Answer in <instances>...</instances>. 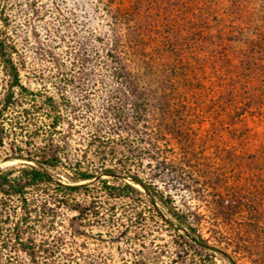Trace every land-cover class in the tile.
I'll list each match as a JSON object with an SVG mask.
<instances>
[{
  "label": "trees",
  "instance_id": "16d2710c",
  "mask_svg": "<svg viewBox=\"0 0 264 264\" xmlns=\"http://www.w3.org/2000/svg\"><path fill=\"white\" fill-rule=\"evenodd\" d=\"M8 1L0 0V72L7 79L0 96V151L11 140L0 159L21 163L0 167V264H209L229 257L204 236L201 216L177 205L175 195L190 186L181 184L182 173L167 162L169 133L148 132L146 100L154 97L134 67L145 53L144 39L159 37L145 63L164 68L169 90L158 101L170 119L167 125L193 127L201 143L216 138L215 123L200 130V114L192 116L198 108L218 103L232 116V108L243 105L242 92L250 105L264 106V58L251 41L264 40V0H176L199 18L187 25L181 24L179 10L166 9L161 0H150L147 13L139 0H108L109 26L93 40L91 56L83 54L88 42L74 40L67 64L37 42L41 61L53 68L48 75L42 69L39 78H49L56 94L24 84L29 66L10 30ZM161 19L164 33L158 30ZM203 40H214L211 51L197 49ZM104 72L117 86L103 121L90 123L82 148L71 154L72 120L92 112L91 95L108 84ZM72 90L81 102L71 98ZM12 110L18 111L14 121L7 118ZM192 133L184 134L185 140ZM161 143L164 155L158 157ZM233 149L226 162L231 169ZM228 205L231 215L234 206ZM166 232L171 240L161 238ZM154 233L159 236L153 238Z\"/></svg>",
  "mask_w": 264,
  "mask_h": 264
},
{
  "label": "rangeland",
  "instance_id": "374dc122",
  "mask_svg": "<svg viewBox=\"0 0 264 264\" xmlns=\"http://www.w3.org/2000/svg\"><path fill=\"white\" fill-rule=\"evenodd\" d=\"M107 1L9 0L7 13L11 17L10 30L16 38L15 42L20 53L29 66V69L23 72L24 84L33 90L56 94L54 83L49 78L45 81L39 78L42 69L48 75L49 72L53 73V68L47 60L41 61L36 51L37 42L51 48L53 54L67 64H69L68 52H75L74 47L72 48L75 45L74 40L88 42L87 50H83V54L91 56L93 40L97 35L104 34L109 26V17L105 8ZM139 1L138 6L144 13L151 10L150 0ZM153 1L158 2V0ZM160 2L165 5L166 9L179 10L176 14L181 24L187 25L185 21L190 20L191 22L194 17L196 19V12L182 10V7L177 6L176 0H161ZM216 13L219 14L220 11L217 10ZM163 24L161 19L158 23L161 26L158 29L161 33L166 30ZM213 25L215 26V18H213ZM33 30L37 32L39 40L34 39ZM157 40H160L157 36L144 39L145 53L138 58L134 73L141 77V86L149 89L151 95L156 98L147 97L146 100V107L149 110L148 117L151 122V130L148 132L156 130L159 133L160 131L169 133L168 137L172 138V151L166 155L167 162L179 174L182 173L181 184L190 186L189 189H184L182 193L175 195L176 203L201 216V229L204 236L211 244L229 254V257H218L209 264H233V261L238 264H264V106L250 105L246 101L248 95L242 92L240 97L244 99L243 105L239 109L232 108V116L223 113L218 103L198 108L196 112L190 111V113L193 112L192 116L195 113L200 114L203 120L200 130L203 132L211 129L212 123H215L219 130L216 138H207L205 143H201L198 136L192 133L193 127L171 129L167 125L170 119L163 117V107L158 101L169 90L162 73L164 68L161 63H154L149 68L145 63V60L153 54ZM251 41L254 50L264 58V40ZM212 43L214 40H203L200 43L201 47L198 46L197 49L211 51L214 46ZM239 56L243 55L239 54ZM85 66L88 72L93 71L91 62H87ZM146 75L149 79L145 77ZM104 77L108 84L100 86L98 91L90 97L89 104H91L92 112H83L82 117L72 120L75 131L69 138L71 154H75L78 148H82L86 134L91 129L90 123L97 124L103 121V113L112 93L111 90L117 86L115 80L109 77L107 72H104ZM6 80L0 72V96L3 94V84ZM197 91L200 90L195 87L194 92ZM69 92L74 101L81 102L73 90ZM201 94L206 95L208 92L204 91ZM174 108L171 106L170 109L174 110ZM17 113V110H12L7 118L14 121ZM5 125L11 128L8 122ZM189 130L192 135L188 141L185 137L187 133H190ZM182 131L183 134H180ZM12 136L15 137V135ZM10 140L11 137L6 139V145L0 151L3 158L5 152H8ZM191 140L193 147L190 146ZM160 145L161 149L155 151L158 157L164 155L161 152L164 146L162 143ZM231 147L235 149L231 152L235 161L232 169L226 165L229 160L228 149ZM181 148H185L188 156H183ZM20 163L19 160L12 162V160L0 159V167L4 169ZM229 202L234 206L231 215L226 213L229 210ZM154 236L159 235L154 233L152 237ZM160 236L164 238V241L173 238L167 232Z\"/></svg>",
  "mask_w": 264,
  "mask_h": 264
},
{
  "label": "bare ground",
  "instance_id": "6f19581e",
  "mask_svg": "<svg viewBox=\"0 0 264 264\" xmlns=\"http://www.w3.org/2000/svg\"><path fill=\"white\" fill-rule=\"evenodd\" d=\"M13 162V161H12Z\"/></svg>",
  "mask_w": 264,
  "mask_h": 264
}]
</instances>
